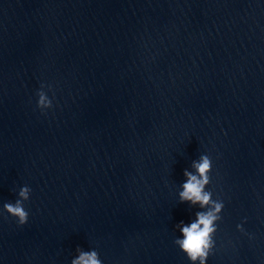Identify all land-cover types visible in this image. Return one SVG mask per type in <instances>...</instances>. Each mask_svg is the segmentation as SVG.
<instances>
[{"label":"clouds","instance_id":"obj_1","mask_svg":"<svg viewBox=\"0 0 264 264\" xmlns=\"http://www.w3.org/2000/svg\"><path fill=\"white\" fill-rule=\"evenodd\" d=\"M37 107L43 113L44 110L53 107V100L46 92H37ZM192 167L195 173L185 170L186 181L182 184V191L179 193L181 202H190L192 205H199L203 211L197 212L196 219L185 224L183 221L177 225L182 238L174 240V244L187 256L191 264H207V259L214 248V236L217 231V222L221 220V212L224 203L219 198L213 199V192L206 190L211 183L213 161L210 155L203 154L198 161H194ZM31 189L23 186L18 192V199L14 203H4L3 210L9 216L16 219L18 225H24L29 218V212L25 208V202L29 200ZM237 228L243 231L242 225ZM71 264H103L99 253L80 252L79 256L71 261Z\"/></svg>","mask_w":264,"mask_h":264}]
</instances>
